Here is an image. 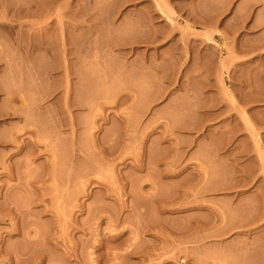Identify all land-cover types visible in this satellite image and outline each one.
Instances as JSON below:
<instances>
[{
  "label": "rangeland",
  "instance_id": "374dc122",
  "mask_svg": "<svg viewBox=\"0 0 264 264\" xmlns=\"http://www.w3.org/2000/svg\"><path fill=\"white\" fill-rule=\"evenodd\" d=\"M0 264H264V0H0Z\"/></svg>",
  "mask_w": 264,
  "mask_h": 264
},
{
  "label": "bare ground",
  "instance_id": "6f19581e",
  "mask_svg": "<svg viewBox=\"0 0 264 264\" xmlns=\"http://www.w3.org/2000/svg\"><path fill=\"white\" fill-rule=\"evenodd\" d=\"M159 3L161 4V2L159 1ZM160 4H158V6L160 7ZM162 5V4H161ZM162 7V6H161Z\"/></svg>",
  "mask_w": 264,
  "mask_h": 264
}]
</instances>
